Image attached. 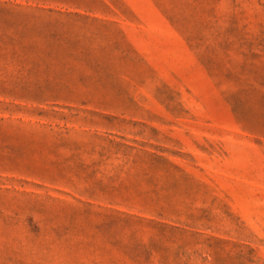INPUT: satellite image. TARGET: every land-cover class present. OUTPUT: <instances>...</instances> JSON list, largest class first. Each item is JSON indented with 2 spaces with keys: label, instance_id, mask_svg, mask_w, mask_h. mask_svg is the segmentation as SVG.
<instances>
[{
  "label": "rangeland",
  "instance_id": "obj_1",
  "mask_svg": "<svg viewBox=\"0 0 264 264\" xmlns=\"http://www.w3.org/2000/svg\"><path fill=\"white\" fill-rule=\"evenodd\" d=\"M0 264H264V0H0Z\"/></svg>",
  "mask_w": 264,
  "mask_h": 264
}]
</instances>
